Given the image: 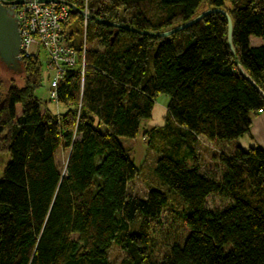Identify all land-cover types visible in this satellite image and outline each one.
Here are the masks:
<instances>
[{
	"label": "trees",
	"instance_id": "1",
	"mask_svg": "<svg viewBox=\"0 0 264 264\" xmlns=\"http://www.w3.org/2000/svg\"><path fill=\"white\" fill-rule=\"evenodd\" d=\"M229 1L92 0L86 41L97 46L86 48L84 76L62 74L63 111L36 95L47 76L40 59L24 58L23 83L6 91L0 67V152L10 154L0 178V264H112L114 244L126 253L120 264H264V149L241 143L264 97L238 70L264 91V0ZM215 7L232 18L235 52L219 12L157 36ZM69 39L82 58L85 38ZM160 94L170 97L167 121L148 143L163 187L131 196L140 168L120 137L139 136ZM201 142L214 150V169L199 163Z\"/></svg>",
	"mask_w": 264,
	"mask_h": 264
},
{
	"label": "built area",
	"instance_id": "2",
	"mask_svg": "<svg viewBox=\"0 0 264 264\" xmlns=\"http://www.w3.org/2000/svg\"><path fill=\"white\" fill-rule=\"evenodd\" d=\"M3 1L0 0V2ZM66 1L76 2L73 4L84 12L81 16L87 29L91 18L89 0ZM7 7L12 9L18 17L21 60L30 58L42 61L50 82V99L58 104V87L64 71L79 69L82 76L85 73L86 36L82 58L79 56L78 49L73 46V41L69 39L71 32L69 28L72 23L70 17L72 11H76L64 3L40 0H23L22 3H11Z\"/></svg>",
	"mask_w": 264,
	"mask_h": 264
},
{
	"label": "rangeland",
	"instance_id": "3",
	"mask_svg": "<svg viewBox=\"0 0 264 264\" xmlns=\"http://www.w3.org/2000/svg\"><path fill=\"white\" fill-rule=\"evenodd\" d=\"M91 1L89 0L91 13L93 9L91 7ZM104 1V0H102ZM228 5L230 6V1L228 0ZM203 8H206L204 6ZM202 8V9H203ZM83 30V34L80 36L79 30ZM73 32L74 39L78 40L83 36L87 35V29L81 20L76 17L72 20L71 27L69 28ZM80 40V39H79ZM78 40V41H79ZM96 42H91L87 40V49L91 47H96ZM42 59L44 57L42 56ZM1 75L3 79V91L8 90L13 81L21 85L23 83L22 77L19 74H15L11 69H9L5 64L0 63ZM50 82L48 81L47 76L45 77L42 86L36 91V95L41 99L44 105H48L50 109L55 112L63 111L66 106L60 104L58 105L55 101L50 100V91H49ZM170 100V97L167 94H160L156 99V103L153 109L152 117L143 121L139 136L135 139L128 137H120L121 143L129 150L131 157L136 162L137 166L140 168L139 174L135 179H133L129 184V194L131 196L145 197L152 187H163L161 181L155 173V165L157 159V151L149 147L148 134L153 131V129H162L164 128L167 121V104ZM22 106L17 105V111L20 113ZM156 145L160 144V141H155ZM214 150L207 143L201 142L199 149V163L202 166V169H214L216 167L217 161L213 156ZM69 150L67 147H60L56 153V162L62 172L65 173L67 156ZM10 159V154L6 151L0 152V178L3 176V171L6 167L7 162ZM218 201V205L223 204V201ZM171 202L173 206L177 208H183L184 204L177 197H172ZM212 206L213 202L210 201ZM163 220L165 219V214L163 215ZM126 256V253L116 244L112 246L109 251V259L112 264H120L123 258Z\"/></svg>",
	"mask_w": 264,
	"mask_h": 264
},
{
	"label": "water",
	"instance_id": "4",
	"mask_svg": "<svg viewBox=\"0 0 264 264\" xmlns=\"http://www.w3.org/2000/svg\"><path fill=\"white\" fill-rule=\"evenodd\" d=\"M41 2H58L64 3L71 8H73L79 14H83L84 12L75 4L71 3L70 1L66 0H40ZM23 0H4L0 2V63L5 64L9 69H11L15 74L22 73V60L19 55L20 53V45H21V35L19 31V22L18 17L15 12L8 8L7 5L11 3H22ZM219 12L222 13L228 20V40L229 45L232 50L235 52L233 41H232V33H233V22L230 14L222 9V8H210L196 17L192 18L191 20L177 25L169 30L162 31L157 33L159 37H167L171 36L174 33H177L183 29H186L194 24L198 23L200 20L205 18L211 13ZM105 23L115 26L116 28H125L134 31H138L140 33H145L140 30H137L130 25L124 23H117L111 21H105ZM239 73L248 80L257 90L258 92L264 97V91L256 84V82L252 79V77L248 74L246 69L240 64L238 66Z\"/></svg>",
	"mask_w": 264,
	"mask_h": 264
},
{
	"label": "crops",
	"instance_id": "5",
	"mask_svg": "<svg viewBox=\"0 0 264 264\" xmlns=\"http://www.w3.org/2000/svg\"><path fill=\"white\" fill-rule=\"evenodd\" d=\"M261 43V38L252 37V44L260 45ZM241 143L246 149L251 146H260L264 149V110L253 115L250 132L241 137Z\"/></svg>",
	"mask_w": 264,
	"mask_h": 264
}]
</instances>
